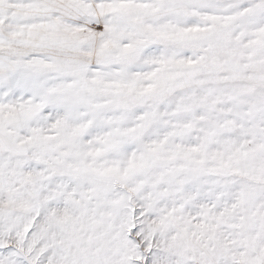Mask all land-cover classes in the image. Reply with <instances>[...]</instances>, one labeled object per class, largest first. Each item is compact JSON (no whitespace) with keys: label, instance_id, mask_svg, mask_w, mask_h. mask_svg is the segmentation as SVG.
I'll list each match as a JSON object with an SVG mask.
<instances>
[{"label":"snow or ice","instance_id":"obj_1","mask_svg":"<svg viewBox=\"0 0 264 264\" xmlns=\"http://www.w3.org/2000/svg\"><path fill=\"white\" fill-rule=\"evenodd\" d=\"M0 264H264V0H0Z\"/></svg>","mask_w":264,"mask_h":264}]
</instances>
